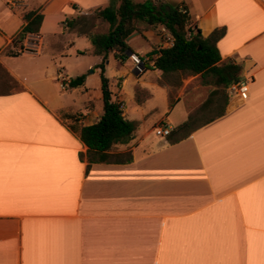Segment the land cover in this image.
Masks as SVG:
<instances>
[{
  "label": "crops",
  "instance_id": "obj_1",
  "mask_svg": "<svg viewBox=\"0 0 264 264\" xmlns=\"http://www.w3.org/2000/svg\"><path fill=\"white\" fill-rule=\"evenodd\" d=\"M111 1L119 4L0 0V64L19 82L0 94V264H264V0H167L184 4L205 37L225 29L220 63L241 66V80L253 78L246 97L231 96L232 83L197 74L183 79L172 103L161 71L138 74L109 54L105 74L111 84L121 79L110 87L113 98L139 122L109 152H131L133 160L88 168L87 146L73 127L104 112L103 56L67 19ZM28 10L43 13L40 34H28L14 55ZM163 29L139 35L140 58L162 44ZM84 58L91 61L72 74ZM83 74V86H62ZM204 84L215 85L211 95L225 113L177 142L156 135L162 121L174 130L189 119L194 105L184 100ZM155 88L161 108H147Z\"/></svg>",
  "mask_w": 264,
  "mask_h": 264
},
{
  "label": "trees",
  "instance_id": "obj_2",
  "mask_svg": "<svg viewBox=\"0 0 264 264\" xmlns=\"http://www.w3.org/2000/svg\"><path fill=\"white\" fill-rule=\"evenodd\" d=\"M94 14L96 18L109 23L107 32L92 31L89 19L85 15L67 19L69 28L85 34L90 39L94 54L103 56V61L98 67L101 68L104 112L98 121L91 125L73 127L87 146L88 168L93 163H129L133 160L131 152L118 154L109 152L115 144L127 143L138 128L139 122L126 117L122 102L113 98L110 81L105 74V63L109 54L113 53L117 61H124L129 57V51L134 52L127 41V37L131 34L139 32L140 36L146 39L145 31L165 28L172 35L173 44L168 47L151 44L157 53L149 57L143 55L141 60L145 64V70H159L165 77L202 74L203 78H207L211 75L216 78L217 84L224 83L226 86L242 78L241 66L220 63L222 56L217 44L225 34V29L215 30L205 37L201 29L192 22L188 9L182 3L167 0L140 2L119 0L118 5L111 1V4L106 7L97 8ZM23 19L26 24L15 38L14 43L19 50L14 55L25 50L23 41L28 34H40L44 15L37 10H28L24 12ZM0 69L2 72L0 81H4L7 90L0 94H8L12 88L19 85V82L6 69H3L1 64ZM85 80L86 75L83 74L65 83L68 87H80L84 85ZM224 113L225 107L217 117ZM196 128L198 126H194L193 118L190 116L187 121L171 132L170 135L173 137L171 141L177 142L186 138Z\"/></svg>",
  "mask_w": 264,
  "mask_h": 264
},
{
  "label": "rangeland",
  "instance_id": "obj_3",
  "mask_svg": "<svg viewBox=\"0 0 264 264\" xmlns=\"http://www.w3.org/2000/svg\"><path fill=\"white\" fill-rule=\"evenodd\" d=\"M138 1V0H136ZM89 18V23H90V29L94 32H104V31H107L108 29V26L107 24H102V23H98V19L99 18H96L95 17V14L92 13L91 15L88 16ZM193 22V20H192ZM194 23V22H193ZM161 29L163 28H159L157 31H160ZM163 31H166L168 34H163L162 36V46L164 47H168L169 44L172 42V35L166 30V29H163ZM142 37V36H141ZM140 36H136L135 38L131 39L130 41H134V42H131L133 43L132 44V49L133 50H136V43L137 42H140L142 41V38ZM134 54L135 51H134ZM137 55V54H136ZM139 56V55H138ZM131 57H128L126 58V62L128 64L127 66V69L130 70V71H133L134 68L136 66H133L134 65V60H130ZM91 61L89 58H84V60H82V62H79V60H75L73 62V64L76 65V67L80 66L78 69L76 70H72V74H75V72H77V70L79 69H83L84 66L89 62ZM133 66V67H132ZM1 71V70H0ZM136 71V69H135ZM92 68L89 69V75L92 74ZM95 72H97V69H95ZM138 74H143L145 72H138L136 71ZM2 72H0L1 74ZM98 73V72H97ZM132 73V72H131ZM92 76V75H91ZM93 76H96L94 77V79H98L100 81V76H99V73L98 74H94ZM135 76V75H134ZM187 76H168V77H165V76H161V78H158V81L161 83V84H165L169 87V91H170V97H171V102L174 103L177 99V97L179 96V92H180V89H181V86L183 84V79L186 78ZM59 79H61V77H59ZM134 79V78H133ZM136 79V77H135ZM209 80H214L212 77H209L208 78ZM149 80H155V78H151ZM63 82V81H61ZM121 83V79H115L113 81V83L111 84L110 83V87L111 85L113 86H119V84ZM201 83V82H200ZM132 80H130L126 86H125V90L128 92V91H133V89H131V87H133L132 85ZM113 86V87H114ZM199 86V85H198ZM215 89V85L213 84H204L203 86L199 87L198 88V92H194L190 95H188V99L186 98L184 100V103L187 104V100L189 102H192V104L194 105L193 109H192V113H191V116L193 118V122H194V126H199L201 123H204L208 120H210L211 118H213L214 116H216L221 108L223 107V104L221 105V103L223 102L222 99H219L217 94L215 96H212L211 95V91ZM4 91H7L6 88H5V84H4V81L1 80L0 81V92H4ZM195 91V90H194ZM153 93V96L152 97H149L150 99L147 100V103H146V107L147 108H151L153 105H155V107H159L161 108V104H162V98H161V95L159 94V90L157 88L154 89V91H152ZM141 95H147V93L145 94L142 93ZM210 98L212 99L213 97L214 100L212 101H209L207 104H203V102L207 99V98ZM180 110V108L178 110H176L177 112L175 113H178ZM181 112H183L184 110H180ZM164 116V114L162 115ZM168 116V115H167ZM155 131V127L153 129ZM162 137V136H161Z\"/></svg>",
  "mask_w": 264,
  "mask_h": 264
},
{
  "label": "built area",
  "instance_id": "obj_4",
  "mask_svg": "<svg viewBox=\"0 0 264 264\" xmlns=\"http://www.w3.org/2000/svg\"><path fill=\"white\" fill-rule=\"evenodd\" d=\"M172 44H173V39H172V42L169 44V46ZM130 57L134 60V63L136 66L135 67L136 71L144 72L145 64L141 60L140 56L133 54ZM252 81H253L252 77H247L243 80L233 82L229 86V94L231 96L238 95L241 97H246V95H248L250 92V85H251ZM64 85H65V82L63 81L62 86L64 87ZM122 107H123V104H122ZM172 130H173L172 125L166 121L160 122V124L155 127L156 135L162 136V137L169 136L171 134Z\"/></svg>",
  "mask_w": 264,
  "mask_h": 264
},
{
  "label": "water",
  "instance_id": "obj_5",
  "mask_svg": "<svg viewBox=\"0 0 264 264\" xmlns=\"http://www.w3.org/2000/svg\"><path fill=\"white\" fill-rule=\"evenodd\" d=\"M140 33L139 32H135L133 34H131L130 36L127 37V41H130L131 39L135 38L136 36H139ZM155 53H157V50H153V51H150L147 53V56H152L154 55ZM134 52L133 51H129V56L133 55ZM93 71V70H92Z\"/></svg>",
  "mask_w": 264,
  "mask_h": 264
}]
</instances>
